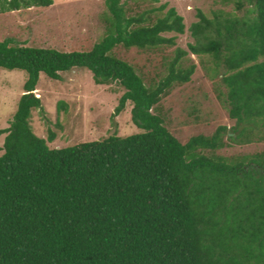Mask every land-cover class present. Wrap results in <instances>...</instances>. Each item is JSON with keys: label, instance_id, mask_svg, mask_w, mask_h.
Instances as JSON below:
<instances>
[{"label": "trees", "instance_id": "trees-1", "mask_svg": "<svg viewBox=\"0 0 264 264\" xmlns=\"http://www.w3.org/2000/svg\"><path fill=\"white\" fill-rule=\"evenodd\" d=\"M230 2L242 15L198 12L193 42L176 49L166 76L149 85L113 52L174 47L164 35H182L185 25L174 8L164 12L166 3L131 16L122 0H105L106 35L88 52L0 42V69L27 74L0 130V264H264V153L216 154L264 141V0ZM52 3L0 0V14ZM188 55L209 57L234 125L181 144L158 104L190 81ZM75 68L96 85L120 86L114 116L130 103L141 133L56 149L47 146L54 132L37 137L30 118L41 110L33 94L39 75L58 81Z\"/></svg>", "mask_w": 264, "mask_h": 264}, {"label": "rangeland", "instance_id": "rangeland-1", "mask_svg": "<svg viewBox=\"0 0 264 264\" xmlns=\"http://www.w3.org/2000/svg\"><path fill=\"white\" fill-rule=\"evenodd\" d=\"M47 8H31L0 14V42L13 39L17 45L33 48L55 49L59 52H88L106 35L104 18L108 15L105 0H52ZM133 16L152 7L166 3L164 12L174 8L182 16L184 34H165L175 38V46L157 52L124 50L117 47L114 55L132 65L147 85L157 82L167 74L169 61L176 49L187 50L192 43L189 27L198 22L201 12L212 19L222 12L242 15L233 3L225 0H163L154 4L150 0H122ZM160 16V14H156ZM195 72L184 85H175L158 104L165 127L185 144L197 135L211 136L217 127L231 128L225 88L213 71L209 57L188 55ZM187 63V62H186ZM60 80L49 79L41 73L35 98L41 101V110H33L30 126L33 133L46 140L48 131L55 140L47 143L50 149L65 148L80 143L99 141L111 135L126 137L141 133L131 121L132 105L114 116L123 89L117 84L96 85L91 73L75 68L61 73ZM27 79L24 71L0 69V130L6 129L17 109ZM62 103L64 108L59 104ZM5 135H0V148ZM3 152L0 151V155ZM264 153V141L246 146L227 145L216 154L224 157L251 156Z\"/></svg>", "mask_w": 264, "mask_h": 264}]
</instances>
